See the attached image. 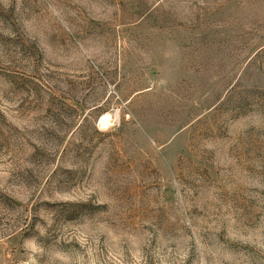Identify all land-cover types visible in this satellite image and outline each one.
Returning a JSON list of instances; mask_svg holds the SVG:
<instances>
[{"label": "rangeland", "instance_id": "obj_1", "mask_svg": "<svg viewBox=\"0 0 264 264\" xmlns=\"http://www.w3.org/2000/svg\"><path fill=\"white\" fill-rule=\"evenodd\" d=\"M0 264H264V0H0Z\"/></svg>", "mask_w": 264, "mask_h": 264}]
</instances>
